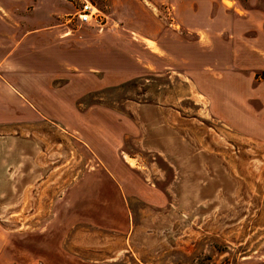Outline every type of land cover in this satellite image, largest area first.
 Masks as SVG:
<instances>
[{
  "label": "rangeland",
  "instance_id": "1",
  "mask_svg": "<svg viewBox=\"0 0 264 264\" xmlns=\"http://www.w3.org/2000/svg\"><path fill=\"white\" fill-rule=\"evenodd\" d=\"M62 1L78 38L100 37V73L29 77L72 93L62 125H0V264H264L262 43L192 30L177 0H90L100 32ZM97 156L129 208L117 228L65 217Z\"/></svg>",
  "mask_w": 264,
  "mask_h": 264
},
{
  "label": "crops",
  "instance_id": "2",
  "mask_svg": "<svg viewBox=\"0 0 264 264\" xmlns=\"http://www.w3.org/2000/svg\"><path fill=\"white\" fill-rule=\"evenodd\" d=\"M177 1L179 17L183 12L192 17V30L206 27L215 38L224 32L229 43H262L258 51L264 63V0ZM66 10L62 0H0V125L40 120L62 125V103L72 93L63 86L46 93L30 90L29 77L79 81L81 75L100 73V37L85 33L78 38L62 19L69 14ZM253 30L255 36H244ZM166 32L168 28L153 37L154 43H172L164 38ZM90 41L94 45L88 47ZM97 157L99 162L85 169L66 192L65 217L72 223L117 228L128 223L129 208L115 174Z\"/></svg>",
  "mask_w": 264,
  "mask_h": 264
},
{
  "label": "built area",
  "instance_id": "3",
  "mask_svg": "<svg viewBox=\"0 0 264 264\" xmlns=\"http://www.w3.org/2000/svg\"><path fill=\"white\" fill-rule=\"evenodd\" d=\"M77 6L73 17L82 25L95 27L98 32L102 31L107 23V16L90 0H74Z\"/></svg>",
  "mask_w": 264,
  "mask_h": 264
},
{
  "label": "trees",
  "instance_id": "4",
  "mask_svg": "<svg viewBox=\"0 0 264 264\" xmlns=\"http://www.w3.org/2000/svg\"><path fill=\"white\" fill-rule=\"evenodd\" d=\"M263 73V72H262Z\"/></svg>",
  "mask_w": 264,
  "mask_h": 264
}]
</instances>
